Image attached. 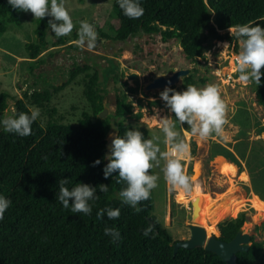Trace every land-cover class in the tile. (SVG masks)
<instances>
[{"label":"trees","instance_id":"trees-1","mask_svg":"<svg viewBox=\"0 0 264 264\" xmlns=\"http://www.w3.org/2000/svg\"><path fill=\"white\" fill-rule=\"evenodd\" d=\"M141 6L144 15L130 19L113 0L118 23L111 28L114 39L125 42L140 34H159L163 42L177 41L190 63L203 59L205 45L210 41L228 42L237 50L239 39L229 32L231 26L257 20L264 27V0H141ZM22 14L19 9L13 10L7 0H0V33L8 25L19 26ZM50 19L36 22L37 40L26 45L31 61L48 47ZM63 42L58 40L59 45ZM85 70L88 67L72 71L68 82ZM183 82V90L195 85L191 76ZM97 84L94 73L84 92L91 115L83 114L77 125L50 122L43 127L37 119L31 126V135L26 137L0 130V195L11 200L0 220V264H224L217 255L202 248L179 249L174 255L175 243L170 234L151 218V197L140 202L142 211L137 213L122 203L119 193L126 182H116L118 173L104 178L103 158L107 138L113 131L112 119L118 136L123 137L127 130H133L122 122L132 114V106L118 100L114 114L100 119L104 105ZM11 99L8 91L0 92V119L6 118ZM50 100L49 90L24 93L15 102L14 114L30 113V105L41 107ZM256 100L264 109V77L257 84ZM96 160L102 163L94 167ZM61 179H69L65 185L69 190L77 183L97 188L98 199L89 201L91 214L74 213L62 206L56 199ZM99 185L108 186V191L101 193ZM108 208H119V218L109 219L106 213L103 218L97 217L98 212ZM149 221L154 230L145 237L143 231L151 225ZM246 221V215L240 214L218 224L216 239L230 242ZM106 227L117 229L121 238L113 243L112 237L104 234ZM237 263L264 264V240L256 241L251 236L249 250L237 254Z\"/></svg>","mask_w":264,"mask_h":264},{"label":"rangeland","instance_id":"rangeland-1","mask_svg":"<svg viewBox=\"0 0 264 264\" xmlns=\"http://www.w3.org/2000/svg\"><path fill=\"white\" fill-rule=\"evenodd\" d=\"M65 7L75 27L62 37H55L48 29V47L35 61L28 59L26 45L37 40L39 18H34L30 11L23 12L19 26L8 25L7 30L0 33V92L6 90L12 96L6 117L14 114L15 102L22 99L24 93L49 90V104L29 106L40 109L41 125L45 127L50 122L77 125L83 114L91 115L84 92L89 76L96 73L104 108L109 111L107 117L114 114L118 100L131 105L132 114L122 119L124 126L140 130L147 139L159 137L161 150L165 151L163 133L154 119L158 114H168L159 96L163 89L147 91V85L160 76L168 77L180 70L189 71L187 77L191 76L197 87L216 84L227 106L222 132L201 141L187 134L186 124L183 128L177 125L190 146L181 163L185 174L194 179L192 194L186 195L166 182L161 160L149 170L159 177L158 187L150 194L151 218L178 243L190 236L191 199L204 194L207 207L218 200L230 199L232 206L217 223L206 222L205 227L201 224L208 236L218 224L245 214L244 232L256 241H263L264 109L256 100L257 84L238 81V73L233 71L234 57L240 51L239 40L237 50L234 46L224 50L223 44L228 42H207L203 59L190 63L185 60L177 41L163 42L159 34H140L125 42L116 41L111 30L118 26L113 0H65ZM81 21L94 25L98 33L94 49L75 43ZM59 39L64 40L63 45L58 44ZM79 67H88V70L68 82L71 72ZM217 71L221 75L217 76ZM131 75L136 79H129ZM187 77L171 88L184 91L183 81ZM112 123L113 131L109 136L117 133L114 119ZM196 185L201 189L200 194L195 193ZM211 215L215 218L219 214L212 212Z\"/></svg>","mask_w":264,"mask_h":264},{"label":"clouds","instance_id":"clouds-1","mask_svg":"<svg viewBox=\"0 0 264 264\" xmlns=\"http://www.w3.org/2000/svg\"><path fill=\"white\" fill-rule=\"evenodd\" d=\"M116 2L123 14L130 19H139L144 15L145 10L141 6V0H116ZM7 3L13 10L30 11L34 18L40 20L51 17L47 26L55 37L67 36L75 27L65 7V0H7ZM229 32L235 34L240 44V51L234 57L233 69L238 73V81L245 84L255 82L260 85L264 77V72L261 71L264 69V27L257 20H252L243 25L231 26ZM97 42L98 33L94 25L81 21L75 43L94 49ZM229 46L228 43H224V50ZM216 74L221 75L219 71ZM159 96L168 109V114L164 116L158 114L154 119L163 133V144L167 150H161L159 137L147 139L140 130L133 129L127 130L123 137L117 135L112 139L111 154L103 158L107 161L102 169L104 178L108 179L114 173H118L119 179L116 182L119 183L121 180L126 182V187L119 193L122 203L131 206L137 213L142 211V208L138 207L140 202L148 200L151 191L158 187L159 177L150 174L149 170L159 165L161 160L164 161L162 171L166 182L173 189L181 190L186 195L192 194L194 179L185 174L181 163L189 153L190 146L181 135V131L177 130V125L183 128L186 124L189 128L187 134L204 141L213 133L219 135L226 123L227 106L216 84H208L204 87L188 85L184 91L166 86ZM40 114L38 107H32L30 113L8 115L0 119V128L20 137L29 136L32 132L31 126ZM101 163V160H96L93 166H99ZM58 183L59 192L56 199L65 209H70L74 213L91 214L92 207L89 201L98 199L96 187L77 183L69 190L65 186L69 183V179H61ZM108 188L106 185H99L101 193H106ZM10 205L11 200L0 195V220L4 218ZM105 213L109 219H117L120 216V209L101 210L97 213V217L103 218ZM153 230L154 225H149L143 231V235L147 237L153 233ZM104 234L111 236L113 243L121 238L120 232L115 228L106 227Z\"/></svg>","mask_w":264,"mask_h":264},{"label":"water","instance_id":"water-1","mask_svg":"<svg viewBox=\"0 0 264 264\" xmlns=\"http://www.w3.org/2000/svg\"><path fill=\"white\" fill-rule=\"evenodd\" d=\"M189 71L180 70L174 72L168 77L160 76L154 79L149 85H147L146 90H155V89H164L166 86L173 87L176 85L182 78L187 77ZM129 79H136L135 75L129 76ZM171 82L170 84L168 82ZM108 109L104 108L103 111L99 114L100 119L107 118ZM118 134H113L108 136L106 141V155H110L111 149V140L114 139ZM204 198L199 196L196 197L191 202L192 208V220L188 225L189 229V239L175 243L173 246L174 255L178 252L179 249H195L202 248L207 252L217 255L224 264H238L237 263V254L247 252L251 246V236L244 232L243 227L239 229L236 236L230 242H222L216 239V232L208 236L206 230L201 226L202 224V210H203ZM152 225V222L149 221Z\"/></svg>","mask_w":264,"mask_h":264},{"label":"bare ground","instance_id":"bare-ground-1","mask_svg":"<svg viewBox=\"0 0 264 264\" xmlns=\"http://www.w3.org/2000/svg\"><path fill=\"white\" fill-rule=\"evenodd\" d=\"M219 43H221V42H219ZM194 190H195L196 194L201 193V189H200L199 185H196ZM199 196L204 198L203 210H202V214H201L203 226L206 224V222L209 225H214L215 223H217L221 219V217L227 212V210L232 206V204L231 205L229 204L230 199H222V200L216 201L211 207H207L206 196L204 194H202V195H198L196 197H199ZM196 197L191 199L190 202H192ZM212 212H214V213L217 212L219 215L217 217L213 218L211 215Z\"/></svg>","mask_w":264,"mask_h":264}]
</instances>
